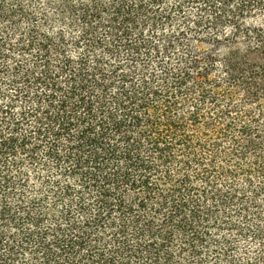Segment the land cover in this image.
Instances as JSON below:
<instances>
[{
  "label": "trees",
  "instance_id": "obj_1",
  "mask_svg": "<svg viewBox=\"0 0 264 264\" xmlns=\"http://www.w3.org/2000/svg\"><path fill=\"white\" fill-rule=\"evenodd\" d=\"M0 264H264V0H0Z\"/></svg>",
  "mask_w": 264,
  "mask_h": 264
}]
</instances>
